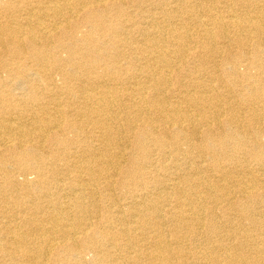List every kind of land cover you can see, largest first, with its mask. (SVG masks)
Masks as SVG:
<instances>
[{"label": "bare ground", "instance_id": "1", "mask_svg": "<svg viewBox=\"0 0 264 264\" xmlns=\"http://www.w3.org/2000/svg\"><path fill=\"white\" fill-rule=\"evenodd\" d=\"M145 1L0 0V264H264V0L231 1L223 11L220 0H206L204 9V0H150L141 40L130 47L141 69L127 83L129 72L116 65L119 54L96 41L95 30L80 38L90 53L84 62L65 44L72 49L66 58L71 72L61 75L62 95H71V77L84 67L90 82L80 86L74 117L98 131L99 144L76 155L73 179L80 184L56 179L67 192L45 218H36L35 208L27 215L24 197L15 195L21 185L5 170L39 173L44 142L66 121L61 104L39 89L56 87L47 74L62 68L56 51L72 34L74 17L86 7L97 12L94 20L107 11L123 16L115 8ZM120 29L102 28L109 45ZM188 59L198 70L188 69ZM206 64L213 69H201ZM11 84L27 85L28 94H14ZM156 85L168 97L176 85L180 103L159 97ZM152 111L162 121L161 135ZM134 128L139 133L132 145L143 160L116 149L122 145L117 132ZM149 143L170 148L164 155L173 162L155 166ZM190 144L200 151L184 152ZM125 155L133 163L128 176L143 182L141 192L133 194L131 207L118 204L115 215L82 222L86 196L110 185V170ZM40 182L24 181L21 188H40ZM91 203L106 206L105 199Z\"/></svg>", "mask_w": 264, "mask_h": 264}, {"label": "rangeland", "instance_id": "2", "mask_svg": "<svg viewBox=\"0 0 264 264\" xmlns=\"http://www.w3.org/2000/svg\"><path fill=\"white\" fill-rule=\"evenodd\" d=\"M151 1L168 2V0H151ZM220 1L221 2L223 1V3L219 5L218 9L220 11H223V10L229 9L231 7L230 6L231 1L234 2L235 0H220ZM148 2H150V0H146L144 3L143 2H125L122 4V6L115 8V10L118 8L122 10L124 12L122 14L123 16H115L112 11L110 12L107 11L105 15L103 14V16L101 18H98L97 20H94V18H96L97 16L96 15L97 12L95 10H92L93 8L90 9L86 7L84 11H82L81 13H79L77 16L74 17L75 23L73 24L72 29H71L72 34H70L68 38H66L63 41V44H62L63 47L58 45V50L57 51L55 50L56 52L59 53L60 57L62 58V61L60 62V64L62 65V68L56 71H49L48 72L49 74H47V76H49L50 79H52V81H55L53 84H55L56 87L52 86L51 89H48L46 87L41 86L39 90L41 91V94L43 93L41 95L42 97H44L45 95H46L45 97H49V96L55 97L53 98L61 104L64 110H66L65 111L66 121L62 123L61 127H59V131L55 136L47 138V140L44 142L43 147H42V153H41L42 154V164L44 168L41 169L39 173L38 172L32 173L31 170L23 173V172L18 171L17 169L11 170L10 168L5 170V172L6 171L11 172L15 182L18 185L20 184L21 186L24 181L29 182V184H34L37 181L39 182L41 181L40 188L37 185H30L29 187L25 189L21 188V186L16 187L15 195L19 196V200L20 199L22 200L24 197V206L27 208V211H26L27 215H31L32 211L35 208V210H37L36 215H35L36 218L38 217L45 218L48 212V207L52 206L53 204L52 202L55 201L57 196H59L63 192L64 193L67 192L65 189L63 190L60 189V185H58L59 181L58 182L56 181L57 178L59 180H62V182L71 181L72 183L80 184L81 182L78 183V180L74 181L73 179L74 175L77 174L76 167H75L76 165L74 164L76 155L78 154L85 155L89 153L90 151L94 150L95 144H99V142L97 141L98 131L92 129L91 124L88 123L87 120L83 119L79 121L78 119L74 117L75 110L78 109V107L80 106V105L78 106V96L80 95L79 93L80 86L84 84L86 81L90 82V79L87 77L88 75H86L83 71L84 67H80L78 73H75L71 77V83L74 88L71 95L67 94V92H66L67 94L66 96L62 95L60 78L62 74L68 75L71 72V66L68 63L67 59L69 57L70 51L72 50V49H64V48H66V45L71 46V47L73 46V48L78 51L77 55H75V61L84 62V60L88 58V56H90L89 55L90 53L88 51V46L86 45L88 43L85 41L82 42L80 38L86 39L93 32V30H95L93 36L96 39V41L104 42L105 45L108 44L106 46L110 49L111 52L119 54L117 56L118 60L116 61V65L120 73L126 72V71L129 72L128 73L129 77L127 76L124 79L127 83L128 79L130 80V74H132V71H133V75L134 73L136 75L138 71L141 69V67L139 68L141 64L137 63L134 60L136 53H133L130 47L133 46L134 44L135 45L138 44L137 42H140L141 40L142 36L140 37V34H142L141 30L143 26L141 23L142 21L141 18L142 16H146L149 13H151L149 9L150 6H148ZM209 3L210 2L204 0L200 4V7H201L200 9H204L206 8V6L208 7ZM111 24H113L114 28H119L122 26V29H120L119 31L120 35L117 33L118 35L114 38L117 41L115 45L114 44L109 45L108 38L102 33V28H104L105 26H110ZM62 37L65 38V36H62ZM3 57L9 58L10 56L9 54L4 53ZM263 60H264V57L261 56L260 61L263 62ZM186 63L187 65H190L188 69L191 68L192 70H196L195 68H197L198 70V67L194 66V61H190V59H188ZM106 66L108 67V64ZM201 69H211L212 70L213 67L211 66V64H206L204 67H201ZM261 71H262L261 69L254 70V74L258 75V73H260ZM105 76L109 77L110 74H106ZM29 80H30L29 81L30 84L36 87H39L38 82L35 80V76L30 75ZM120 82L122 81L121 80L113 81V84H115L114 86H116V91L118 92H120V88H119L121 87L119 85ZM11 87H12V92L14 94H24V93L28 94L27 85L23 86V85H16V84L12 85L11 84ZM163 88H162V85H156L154 86L153 90L159 89L160 90L159 93L161 92L159 94V97L164 96L169 102L175 103L176 101L177 102L180 101L179 97L177 96L178 88L176 85L172 87L174 89V93L170 95L171 97H168V94H165L164 92L162 93ZM120 103L124 105L125 107H127L126 101H124V99H122ZM255 107H256V104H255ZM257 107H259L258 104H257ZM150 114H151V121L156 127L155 132L160 135L163 134L164 131H162V126H163L162 121L159 122L156 120V112L152 111ZM69 121H75V124L71 126L69 125L70 123ZM139 124L142 125L141 122ZM138 131L139 129L136 130V128H134V130L129 131L130 133H128V130H126L125 132H121V130L117 132L118 133L117 137L121 139L122 145H120L121 147L119 146V148H116V149H120V148L124 149L126 152H128V154H131V156H135V158L140 160L141 158L140 151L136 149L134 145H132V141L136 138L134 134H138L139 133ZM126 141L127 143L125 144ZM149 144L150 145H148L147 149L151 153L148 155L149 156L148 159L154 160L155 166L157 164L160 167L163 164H168L170 162H173V160L168 159V155H164V153H167L170 148L163 146L161 149L160 148L158 149L157 147H154L156 146L155 144H151V143ZM191 145L192 144L187 145V146L184 145L183 151L184 152L187 151V153L188 152L197 153L200 151L198 149H194V145L192 146ZM63 147H65L64 153H62V149H61ZM172 154L174 155V153H171V155ZM179 157H182V155H180ZM102 159H107V157H102ZM141 159L143 160V158ZM144 160H146V157ZM118 165L115 169L111 168L110 172H111L112 182L110 183V185L106 187V189L103 190V192L101 191L99 193H92L86 196L87 198H86V203L84 204V206L86 207L87 212H84L83 213L84 215L82 214V222L83 221L84 223L95 222L97 219V215L100 213H101L100 215H102V213L103 214L113 213L115 215L113 211L117 206H120V205L130 206L132 204L131 203L132 200L136 198V197L132 198L133 194L135 192H141V190L139 189V186L143 182H141L140 179L134 181L133 179L130 178V176H128V171L132 170V167H133L131 157L129 155L123 156L120 159V163ZM45 167L47 168L45 169ZM145 168H146V164L145 166L143 164V170ZM180 173L181 175H183V172H180ZM186 176L187 175H185L184 177ZM124 178L127 184L126 183L124 184L123 182ZM171 178L175 179V176H171ZM143 180L148 181V182L151 181L146 177ZM101 185H104L103 181H101ZM42 194H44L43 197H40ZM92 199L94 200L105 199L106 206L97 208V206L94 205L95 203L94 204L91 203ZM7 204L11 205V203H7ZM98 217L100 216L98 215ZM125 219H127V217H125ZM125 221L127 223V220ZM119 223H120L119 221H116V222L114 221L113 226L117 225V227H119L120 226ZM55 257L52 256L51 259Z\"/></svg>", "mask_w": 264, "mask_h": 264}]
</instances>
